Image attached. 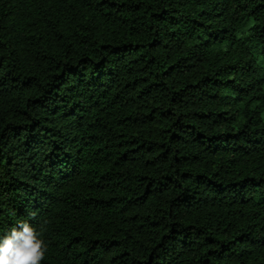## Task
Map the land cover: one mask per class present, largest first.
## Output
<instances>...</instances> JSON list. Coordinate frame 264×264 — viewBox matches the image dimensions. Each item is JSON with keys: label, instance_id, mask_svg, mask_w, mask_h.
I'll list each match as a JSON object with an SVG mask.
<instances>
[{"label": "trees", "instance_id": "16d2710c", "mask_svg": "<svg viewBox=\"0 0 264 264\" xmlns=\"http://www.w3.org/2000/svg\"><path fill=\"white\" fill-rule=\"evenodd\" d=\"M41 264H264V0H0V235Z\"/></svg>", "mask_w": 264, "mask_h": 264}, {"label": "clouds", "instance_id": "9594fccd", "mask_svg": "<svg viewBox=\"0 0 264 264\" xmlns=\"http://www.w3.org/2000/svg\"><path fill=\"white\" fill-rule=\"evenodd\" d=\"M46 252L41 233L26 221L0 235V264H41Z\"/></svg>", "mask_w": 264, "mask_h": 264}]
</instances>
